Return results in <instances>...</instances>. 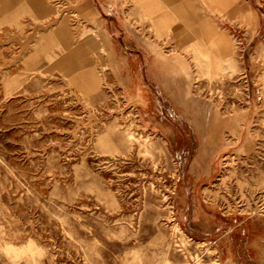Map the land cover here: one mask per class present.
<instances>
[{"label": "rangeland", "instance_id": "374dc122", "mask_svg": "<svg viewBox=\"0 0 264 264\" xmlns=\"http://www.w3.org/2000/svg\"><path fill=\"white\" fill-rule=\"evenodd\" d=\"M160 2L0 0V264H264V0Z\"/></svg>", "mask_w": 264, "mask_h": 264}, {"label": "bare ground", "instance_id": "6f19581e", "mask_svg": "<svg viewBox=\"0 0 264 264\" xmlns=\"http://www.w3.org/2000/svg\"><path fill=\"white\" fill-rule=\"evenodd\" d=\"M237 1L238 0H217V2L221 4V6H228L230 8L237 7V5H238ZM210 3H211V0H210ZM146 4L148 5L147 8L149 9V12L151 14H154L155 11H158L161 8V5H163L160 2V0H146ZM239 9L237 8L238 14H240V16H242L244 18H248V20L251 22V20H252V12H250L248 10H247V12H245V11H242V10H239ZM214 10H215V8H214ZM168 22H169V20H168L167 16H164L161 19L160 24H162L163 26H167ZM210 23H211V21H210ZM209 30H210V28H209ZM211 33L212 32L210 31V34ZM214 46L216 47V50H213L214 52L211 51V50H207L206 52L200 53L201 55L203 54L202 56L206 59V62H207L206 64H207L209 70L212 71V72H216V74H219V75L224 73L226 70H231L232 71L237 66V63H238V52L235 50L234 46L224 36L219 37V38L217 37L216 40L214 41ZM200 54L198 55V51L195 50L194 57H195L196 61L199 60ZM218 60H222V62H220ZM261 80H262V86H263L262 89H263V94H264V73L262 75ZM213 110H214V107H213ZM248 116H249L248 113L243 115L242 116V121H245V119ZM12 251L16 252L17 250L14 249Z\"/></svg>", "mask_w": 264, "mask_h": 264}, {"label": "crops", "instance_id": "0c3cea01", "mask_svg": "<svg viewBox=\"0 0 264 264\" xmlns=\"http://www.w3.org/2000/svg\"><path fill=\"white\" fill-rule=\"evenodd\" d=\"M144 7H145V4H144V5L142 4V5H141V8L144 9Z\"/></svg>", "mask_w": 264, "mask_h": 264}]
</instances>
